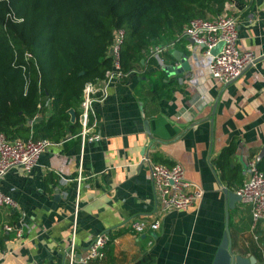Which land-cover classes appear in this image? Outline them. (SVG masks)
<instances>
[{"label":"crops","instance_id":"obj_1","mask_svg":"<svg viewBox=\"0 0 264 264\" xmlns=\"http://www.w3.org/2000/svg\"><path fill=\"white\" fill-rule=\"evenodd\" d=\"M224 11L238 16V47L253 51L256 62L224 84L189 37L150 46L127 78L95 101L99 139L84 143L81 130L69 133L52 141L32 171L14 167L0 181L17 203L0 207V264H70L72 242L81 254L104 231L112 237L106 256L90 264H212L227 230L235 254L264 264V218L255 222L242 200L230 207L225 192L243 185L234 173L244 183L249 162L264 159V0H225ZM174 41L161 61L150 62L153 47ZM174 50L191 68L169 75L162 66L176 63ZM46 105L38 118L48 117ZM227 148L223 170L217 161ZM146 151L157 162L182 163L203 198L187 210L160 212ZM134 218L160 227L135 233Z\"/></svg>","mask_w":264,"mask_h":264},{"label":"trees","instance_id":"obj_2","mask_svg":"<svg viewBox=\"0 0 264 264\" xmlns=\"http://www.w3.org/2000/svg\"><path fill=\"white\" fill-rule=\"evenodd\" d=\"M225 0H0V133L59 141L81 130L80 103L88 81L105 76L114 30L126 32L125 71L163 37H180L186 24L221 12ZM13 13L21 21L8 18ZM32 53L27 58L25 53ZM150 62L157 64L155 57ZM83 72V74H81ZM49 99L46 105L45 100ZM49 115L38 118L41 107ZM43 107V108H44ZM76 111L71 121L69 110ZM32 122V126H31ZM231 148L218 158L224 170ZM264 170V159L258 162ZM243 184V176L232 175ZM137 264H141L138 262Z\"/></svg>","mask_w":264,"mask_h":264},{"label":"built area","instance_id":"obj_3","mask_svg":"<svg viewBox=\"0 0 264 264\" xmlns=\"http://www.w3.org/2000/svg\"><path fill=\"white\" fill-rule=\"evenodd\" d=\"M8 18L21 21L13 13ZM238 16L224 11L212 17H197L192 19L183 28L180 37L194 39L195 43L202 45L205 52L211 56L209 63L210 74L219 82L227 84L235 80L242 71L256 62L258 56L253 51H242L238 47ZM126 32L123 28L114 30L112 41L108 47V56L112 65L105 76L96 81H88L83 89L80 103V122L82 141H94L100 138L96 127L99 119L94 111L95 101H102L108 95L109 87L120 83L127 78L131 71H125L121 62V50ZM170 45H157L151 50L152 57L161 61V54ZM221 44L217 53L212 50ZM27 58L33 55L29 51L25 53ZM32 126V122H31ZM52 143L47 138H9L3 132L0 133V181L14 167H21L26 172L38 165L41 154ZM142 161L150 166L151 180L155 188L157 204L160 212L187 210L204 196V189L190 181L185 173L182 163L175 162L167 165L152 159L146 151ZM248 176L243 185L236 192L241 200L251 205L254 221L264 218V170L258 167V163L252 160L248 164ZM82 173H79L77 180H82ZM14 197L0 189V207L16 206ZM160 227V221L147 222L143 219H132L130 229L135 233H143L147 229L156 230ZM7 230L12 226L7 225ZM21 235L20 229H16ZM112 237L107 232L96 235L89 247L81 254H78L74 242L69 249L70 264H90L95 260L106 256V246L111 242Z\"/></svg>","mask_w":264,"mask_h":264},{"label":"water","instance_id":"obj_4","mask_svg":"<svg viewBox=\"0 0 264 264\" xmlns=\"http://www.w3.org/2000/svg\"><path fill=\"white\" fill-rule=\"evenodd\" d=\"M188 40L191 43H195L194 39L188 38ZM221 48V44H219L217 47H215L212 50V53H217ZM173 56L176 59V63L174 64H165L162 66V68L169 74H180L187 70H189L190 64L188 61V58L186 55H184L183 52L179 50L173 51ZM83 74V72H81ZM71 114V121H76V111L74 108H71L69 110ZM226 195L228 197L229 206L233 207L234 203L241 200V196L237 194L236 191L225 189ZM254 258L253 257H243L241 255H237L233 252L230 236L228 233V230L224 233L223 240L217 250V253L215 255L214 261L212 264H252Z\"/></svg>","mask_w":264,"mask_h":264}]
</instances>
